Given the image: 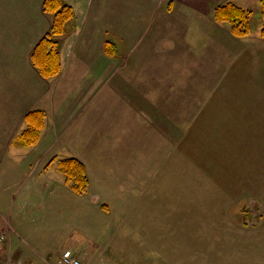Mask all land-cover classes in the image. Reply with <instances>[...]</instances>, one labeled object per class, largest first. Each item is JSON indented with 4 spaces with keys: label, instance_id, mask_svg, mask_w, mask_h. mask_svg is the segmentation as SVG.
I'll use <instances>...</instances> for the list:
<instances>
[{
    "label": "rangeland",
    "instance_id": "374dc122",
    "mask_svg": "<svg viewBox=\"0 0 264 264\" xmlns=\"http://www.w3.org/2000/svg\"><path fill=\"white\" fill-rule=\"evenodd\" d=\"M228 3L251 13L245 37L214 20ZM82 4L52 87L63 101L81 92L68 150L59 139L54 151L84 161L87 191L65 184L51 208L30 200L13 215L8 204L0 264H264L260 0Z\"/></svg>",
    "mask_w": 264,
    "mask_h": 264
},
{
    "label": "crops",
    "instance_id": "0c3cea01",
    "mask_svg": "<svg viewBox=\"0 0 264 264\" xmlns=\"http://www.w3.org/2000/svg\"><path fill=\"white\" fill-rule=\"evenodd\" d=\"M43 1L0 0V228L6 233L12 232L13 226L6 213L8 204H13L8 212L11 215L23 213L25 202L30 200L46 209L53 202L54 189L62 191L66 187L65 180L56 174H61L57 163L70 157L57 154L54 148L59 139L63 146L64 133L79 111L81 92L71 93L70 99L64 101L54 98L53 80L42 78L30 60L31 52L51 25L43 12ZM62 1L74 8L76 24L84 13L86 5L82 3L89 4L92 0ZM5 52L9 55L7 60ZM85 78L95 81L94 76L85 75ZM82 81L73 82L75 88ZM31 111L44 113V125L38 141L22 147L18 137L26 127L24 117ZM63 147L67 152L68 145ZM84 167L89 180L85 164Z\"/></svg>",
    "mask_w": 264,
    "mask_h": 264
},
{
    "label": "trees",
    "instance_id": "16d2710c",
    "mask_svg": "<svg viewBox=\"0 0 264 264\" xmlns=\"http://www.w3.org/2000/svg\"><path fill=\"white\" fill-rule=\"evenodd\" d=\"M43 12L50 18L51 25L48 32L39 40L30 54V60L38 74L48 80L52 79L61 71L59 40L63 35L67 24L73 19V8L62 0H44ZM214 20L218 23H228L231 27L230 33L236 38L245 37L250 33L249 19L251 13L232 4L216 6L213 10ZM260 14L263 25L259 35L264 39V0H260ZM104 54L108 57L114 55V45L110 42L104 43ZM25 129L18 139L22 147L34 145L44 125V113L31 111L24 117ZM58 171L63 175L70 189L76 195H83L87 191L88 177L84 164L76 158L70 157L59 160Z\"/></svg>",
    "mask_w": 264,
    "mask_h": 264
},
{
    "label": "built area",
    "instance_id": "2783aa9c",
    "mask_svg": "<svg viewBox=\"0 0 264 264\" xmlns=\"http://www.w3.org/2000/svg\"><path fill=\"white\" fill-rule=\"evenodd\" d=\"M7 236L4 230L0 228V258L6 245ZM64 264H81L79 260L66 257L63 259Z\"/></svg>",
    "mask_w": 264,
    "mask_h": 264
}]
</instances>
